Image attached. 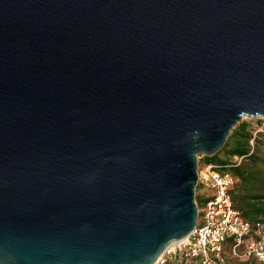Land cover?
I'll use <instances>...</instances> for the list:
<instances>
[{"label": "water", "instance_id": "water-1", "mask_svg": "<svg viewBox=\"0 0 264 264\" xmlns=\"http://www.w3.org/2000/svg\"><path fill=\"white\" fill-rule=\"evenodd\" d=\"M244 118L264 0H0V264H155Z\"/></svg>", "mask_w": 264, "mask_h": 264}, {"label": "built area", "instance_id": "built-area-1", "mask_svg": "<svg viewBox=\"0 0 264 264\" xmlns=\"http://www.w3.org/2000/svg\"><path fill=\"white\" fill-rule=\"evenodd\" d=\"M243 157H236L238 165ZM236 179L215 164L198 166L197 188L205 190L198 223L186 238L160 255L155 264H249L230 259H255L264 264V221L251 222L234 207Z\"/></svg>", "mask_w": 264, "mask_h": 264}, {"label": "trees", "instance_id": "trees-1", "mask_svg": "<svg viewBox=\"0 0 264 264\" xmlns=\"http://www.w3.org/2000/svg\"><path fill=\"white\" fill-rule=\"evenodd\" d=\"M243 157L236 165L234 159ZM204 164L219 165L231 171L236 179L231 195L234 207L251 222L264 221V128L251 129L243 122L228 137L224 148L214 156H204ZM198 207L203 197L196 195ZM245 263L261 264L250 259Z\"/></svg>", "mask_w": 264, "mask_h": 264}, {"label": "rangeland", "instance_id": "rangeland-1", "mask_svg": "<svg viewBox=\"0 0 264 264\" xmlns=\"http://www.w3.org/2000/svg\"><path fill=\"white\" fill-rule=\"evenodd\" d=\"M248 122L251 124V129H263L264 128V119L256 118V119H248L244 118L241 123ZM220 152V151H219ZM206 155L200 154L198 155V166H203V157ZM199 192L198 188H196V195Z\"/></svg>", "mask_w": 264, "mask_h": 264}, {"label": "crops", "instance_id": "crops-1", "mask_svg": "<svg viewBox=\"0 0 264 264\" xmlns=\"http://www.w3.org/2000/svg\"><path fill=\"white\" fill-rule=\"evenodd\" d=\"M205 190L203 188H201L198 192V194L201 196V197H204L205 196ZM251 261H254V262H257V263H260L258 262L257 260L255 259H250ZM229 262H241L243 263L244 261L241 259V260H237V259H230Z\"/></svg>", "mask_w": 264, "mask_h": 264}, {"label": "bare ground", "instance_id": "bare-ground-1", "mask_svg": "<svg viewBox=\"0 0 264 264\" xmlns=\"http://www.w3.org/2000/svg\"><path fill=\"white\" fill-rule=\"evenodd\" d=\"M181 241H182V240H181ZM181 241H178V242H176V243H173L169 248H172V247L176 246V245L179 244Z\"/></svg>", "mask_w": 264, "mask_h": 264}]
</instances>
